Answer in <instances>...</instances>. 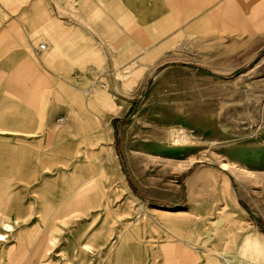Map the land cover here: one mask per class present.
I'll use <instances>...</instances> for the list:
<instances>
[{
	"label": "rangeland",
	"instance_id": "obj_1",
	"mask_svg": "<svg viewBox=\"0 0 264 264\" xmlns=\"http://www.w3.org/2000/svg\"><path fill=\"white\" fill-rule=\"evenodd\" d=\"M201 1L166 37L130 20L144 0H45L81 38L61 71L0 6V264H264V8Z\"/></svg>",
	"mask_w": 264,
	"mask_h": 264
},
{
	"label": "crops",
	"instance_id": "obj_2",
	"mask_svg": "<svg viewBox=\"0 0 264 264\" xmlns=\"http://www.w3.org/2000/svg\"><path fill=\"white\" fill-rule=\"evenodd\" d=\"M101 1L105 5L111 7V10L115 15L121 16V13L123 12L122 8L124 7V0ZM209 1H214L215 3V5L213 4L214 8L212 9L214 16L212 19L213 22L226 25L235 23L234 18L239 17L245 19L248 24L252 26L256 25V28L258 27V9L264 8V0H206L201 2L204 4ZM191 2H193V0H159L157 3H155L154 0H144L142 5L137 4L133 6L138 12V17L135 18V16H129V18H131L130 20L133 19L136 23H141V27H144L146 33L153 28H158L155 32L158 33L157 35L170 37V32L173 28L172 25H177V22L179 23V16L175 17V23L173 20L172 22H169L171 15H173L174 12H179L178 7L190 5ZM0 6L4 8V11L10 9L13 10L19 7L27 8L28 15L32 20L31 22L41 27L42 31L49 35V38L52 40V47L55 48L53 53H49L46 56L44 55V59L47 57L49 64L53 66L52 68L49 67L48 70H66V68L60 66L65 63L67 64V62L70 63L71 61L68 59V55L65 54L64 49L69 47V44L71 46V43L75 45V43L80 41L81 38L76 33H67L57 21L53 20L50 16L45 0H0ZM51 7L54 9L56 8L53 4H51ZM155 9L160 11L157 17L154 13ZM181 12L183 13V11ZM227 13L229 16H226ZM11 86H13V84L10 85V88H12ZM27 103H25V106H30L34 109L37 108V100L35 97ZM10 114L11 113L9 112L5 114V120L9 119Z\"/></svg>",
	"mask_w": 264,
	"mask_h": 264
},
{
	"label": "bare ground",
	"instance_id": "obj_3",
	"mask_svg": "<svg viewBox=\"0 0 264 264\" xmlns=\"http://www.w3.org/2000/svg\"><path fill=\"white\" fill-rule=\"evenodd\" d=\"M53 3V2H52ZM53 5H55L54 3H53ZM56 6V5H55ZM120 114V111H115L114 112V115H119ZM179 134V133H178ZM181 136V135H180ZM175 138V137H174ZM183 139V138H182ZM176 213H178V214H181V215H185L186 214V212H176ZM6 228H10L9 226H6ZM2 239V236L0 235V240ZM232 263V261H229V260H225V261H223L221 264H231Z\"/></svg>",
	"mask_w": 264,
	"mask_h": 264
},
{
	"label": "built area",
	"instance_id": "obj_4",
	"mask_svg": "<svg viewBox=\"0 0 264 264\" xmlns=\"http://www.w3.org/2000/svg\"><path fill=\"white\" fill-rule=\"evenodd\" d=\"M72 2V6H78L83 0H70ZM46 49V46L44 44L40 45L38 50L39 51H44Z\"/></svg>",
	"mask_w": 264,
	"mask_h": 264
},
{
	"label": "water",
	"instance_id": "obj_5",
	"mask_svg": "<svg viewBox=\"0 0 264 264\" xmlns=\"http://www.w3.org/2000/svg\"><path fill=\"white\" fill-rule=\"evenodd\" d=\"M151 86V81H150V83H149V85H148V88ZM122 169L124 170V168H123V166H122Z\"/></svg>",
	"mask_w": 264,
	"mask_h": 264
}]
</instances>
